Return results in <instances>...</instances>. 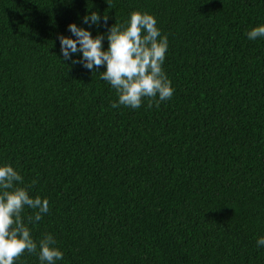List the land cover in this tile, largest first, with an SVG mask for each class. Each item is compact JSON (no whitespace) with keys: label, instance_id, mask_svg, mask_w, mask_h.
<instances>
[{"label":"trees","instance_id":"trees-1","mask_svg":"<svg viewBox=\"0 0 264 264\" xmlns=\"http://www.w3.org/2000/svg\"><path fill=\"white\" fill-rule=\"evenodd\" d=\"M134 11L168 37L174 94L113 108L106 65L65 62L58 37ZM260 25L264 0H0V166L49 200L39 222L22 212L38 247L14 264H41L48 234L56 264H264V37L247 36Z\"/></svg>","mask_w":264,"mask_h":264},{"label":"clouds","instance_id":"clouds-1","mask_svg":"<svg viewBox=\"0 0 264 264\" xmlns=\"http://www.w3.org/2000/svg\"><path fill=\"white\" fill-rule=\"evenodd\" d=\"M84 24L99 25V11H91L83 17ZM103 22L107 25L108 15ZM128 26L117 22L105 34L92 35L89 28L70 23L68 31L71 36L59 35L62 59L72 64L80 63L93 73L101 66V79L107 81L118 94L120 105L138 109L143 99H148V107H159L169 100L174 88L162 69L168 49V37H161L156 18L148 13L134 11ZM107 36L109 46L105 50L103 41ZM249 40L264 37V25L257 26L247 33ZM79 60H72V54L81 53ZM24 177L10 164L0 166V264H14L25 251L37 252L30 229L26 226L22 212L25 207L35 210L34 216H28L29 224L39 222L49 212V200L39 196L32 198L30 185L23 184ZM34 180L32 184H35ZM264 246V237L257 240V247ZM39 259L41 264H56L63 258V252L56 247V240L48 234L39 241Z\"/></svg>","mask_w":264,"mask_h":264}]
</instances>
